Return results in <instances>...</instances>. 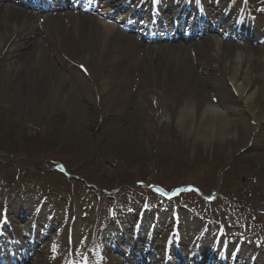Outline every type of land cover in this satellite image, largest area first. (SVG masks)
I'll list each match as a JSON object with an SVG mask.
<instances>
[{"label": "rangeland", "instance_id": "obj_1", "mask_svg": "<svg viewBox=\"0 0 264 264\" xmlns=\"http://www.w3.org/2000/svg\"><path fill=\"white\" fill-rule=\"evenodd\" d=\"M142 1L153 8L154 0ZM178 1L155 4L164 7ZM198 1L202 8H219L225 19L242 8L252 18L253 32L264 41V0L191 3ZM64 3L55 8L54 3L40 5L43 16L61 14L66 28L57 29L54 15L47 25L52 48H42L40 62L31 63L45 66L46 58H60L67 67L60 73L61 86L49 80L33 84L42 80L36 70L32 82L26 71L16 78L18 84L6 73L0 75V223L6 213L4 226L11 225L5 228L9 235L1 237L0 264H135L137 254L142 256L140 264H162L160 251L175 238L167 228L175 210L181 221L178 237L189 256L223 252L228 264L236 254L238 264H264V164L253 157L264 146V122L252 115L264 102V82L257 81L264 79V72L248 76L252 86L247 94L257 92L248 110L246 96L235 90L243 76L233 81L227 68L240 53L217 55L209 44L214 36L237 45H253V39L228 37L231 19L213 13L210 24L223 20L221 27L175 38L171 26L155 31L126 28L127 22L134 24L126 3L132 8L136 0ZM93 6L96 12L90 10ZM121 6L125 9L118 11ZM105 9L113 16L104 21L135 38L141 49L130 48L121 38L104 48L85 22L86 42L98 45L92 49L82 44L85 48L79 51L80 45L70 39L76 30L66 14L91 18ZM148 48L158 55L147 58ZM169 53L180 57L171 60L181 69L172 77L165 70ZM185 57L186 63L184 59L178 65ZM247 57L250 60L251 54ZM154 65L159 66L158 75ZM189 67L198 80H192ZM111 70L113 77L107 75ZM51 77L47 72L46 78ZM205 110L235 112L228 120L230 133L211 136L212 123L201 127ZM184 111L187 120L182 119ZM57 163L69 174H60ZM152 185L167 192L193 185L217 198L206 203L188 194L165 203L151 194ZM149 245L154 253L147 261ZM5 247L10 248L7 253Z\"/></svg>", "mask_w": 264, "mask_h": 264}, {"label": "bare ground", "instance_id": "obj_2", "mask_svg": "<svg viewBox=\"0 0 264 264\" xmlns=\"http://www.w3.org/2000/svg\"><path fill=\"white\" fill-rule=\"evenodd\" d=\"M5 0H0V75L2 73H6L12 80L13 84H18V81L16 78H18L19 75H23L24 72L28 71V82H32V78L30 75L34 70L37 71V73L40 74V77H42L41 81H34L33 84H47L48 80L53 83L61 84L62 78H60V73L65 71L66 64L60 59L56 57H51L52 61L50 59L43 60L44 65H36V67H33L31 63H36V61L41 60L42 58V48L45 46L50 49L52 48L53 43L50 41L51 36L48 33V22L54 21V17L56 16L57 19H59V16H62L61 14H45L44 16L41 15L42 8L37 7L34 5L33 1L27 4L21 3L20 0H9L7 2H4ZM42 1H56V0H42ZM100 1V0H96ZM260 1V0H259ZM258 1V2H259ZM262 1V0H261ZM54 7L60 6L59 2H53ZM68 3L65 2L63 5H67ZM127 8L131 12V15H133V21L137 20V22L131 23L127 22L128 25H125L126 28L135 29L138 28V25H141L139 28H153L155 23H158L159 21H162V16L167 14L168 18H172V14L179 13V18L174 19V26L186 28V27H198V25L204 24L205 20L201 19L200 14L193 13L192 10H190L187 7H171L168 9V11H165V9H161L157 14L158 16H152L150 19V15L146 14L142 8H137L136 6L132 7L130 6V3H126ZM125 9V7L117 8L118 11L121 9ZM90 10H95V6L91 7ZM208 12L214 13L217 11L214 7H208ZM52 11V10H49ZM48 11V12H49ZM54 11V10H53ZM96 12V11H94ZM55 15V16H54ZM65 15V14H64ZM66 16L69 18L70 24L72 27L76 30V36L75 37H69L67 36L65 39L70 38L73 39L74 42L79 46V51H82L87 45H92V49L97 48V42L91 41L90 43L86 42L85 34H84V23L87 22L91 25L92 28V34L93 36L98 35L97 37L101 39V42L104 44V48L106 47L107 43H112L114 39L121 38L124 39L132 49H141L140 44L137 42L135 38H131L128 36H125L122 33H119L117 28L114 27L111 23H106L104 19L110 20L113 16L111 12H109V9H105L102 12H97L95 17L86 18L81 15L73 16L71 14H66ZM215 19L217 17H214ZM223 19V18H222ZM231 17H227L226 21H229ZM141 20V21H140ZM149 20V21H148ZM154 24H148V22H154ZM58 22V21H57ZM62 22V21H61ZM60 19L57 23V29H65L66 25L64 23H61ZM147 22V23H146ZM51 24H55V22H52ZM50 24V25H51ZM148 24L147 26H145ZM218 26L221 27L224 24L223 20H219ZM136 30V29H135ZM208 30H211V27L208 28ZM207 31V30H205ZM253 29L250 28V25L248 23L247 17H240L239 19H236L235 25L233 24L227 28V33H229L231 36L227 34L228 37L237 38V39H247L251 38L253 41V45H245V44H228L224 42L220 37L214 36L213 38H210L209 44L212 47V50L215 54L219 55L222 52L226 53H233V51L238 50L239 54V60L231 61L227 68L231 70L232 75L231 78L233 81H236L237 79H240L242 76V82L239 86L235 87L236 93L238 96L245 95L246 99L244 100V106L249 110L253 107V101L255 99L256 93L247 94L249 88H251V84L248 83V76L250 73H261L264 72V41H261L257 35L253 32ZM205 33V32H203ZM202 33V34H203ZM195 36V35H194ZM97 38V39H98ZM180 38V35L178 36ZM208 39V38H207ZM239 40V41H240ZM43 46V47H41ZM109 46V45H108ZM179 48H184L183 45L177 44L176 45ZM36 51V52H34ZM146 57H154L157 56L158 53L152 54L149 53L151 50L148 48L145 50ZM35 53V54H32ZM149 53V54H148ZM251 54V59L249 60L247 55ZM170 54V53H169ZM177 54H170L168 55V63L173 59H180L179 56H175ZM30 56V60L25 61V57ZM187 57V55H186ZM179 60L178 65H183L182 63L185 59ZM152 59V58H151ZM210 60H213L210 58ZM258 64H256V63ZM172 61L170 62L169 66L165 67L166 72L168 75L175 76L178 72L181 71L179 67L175 68L172 66ZM248 63V70L244 71L243 68L245 64ZM113 64H118L117 61H113ZM155 64V63H154ZM159 65V64H158ZM136 66V65H135ZM143 69L145 70L146 65H141ZM232 66V68H230ZM138 67V66H137ZM202 68V67H201ZM30 69V70H29ZM139 69V68H137ZM204 69V68H202ZM155 73L159 74V66L154 65ZM190 72V76L192 80H198L199 75H197L194 72V69L190 68L188 69ZM147 71V69L145 70ZM51 73V78H46V73ZM109 77H113L114 73L111 70L107 74ZM200 78V77H199ZM264 82V79L258 78L257 81ZM256 81V80H255ZM52 85V84H51ZM61 86V85H59ZM101 95V94H100ZM260 108L253 112L254 120L257 122H264V102L262 104H259ZM196 115V112H195ZM201 120L200 125L201 127H204V123H212L209 125L212 130L209 132L211 136H215L217 134H220L222 136L227 135L232 130V124L228 121L230 117L235 116V112H232L230 110H225L222 112H216L213 110H205L201 114ZM115 116H119L118 114ZM188 113L187 111H184L182 113V119L187 120ZM193 119L195 117L193 116ZM217 132V134H216ZM254 159L260 163L264 164V146H261L258 149V153L256 155H253ZM264 166V165H262ZM203 256H205V253H202ZM214 260V259H213ZM195 263H198L197 261ZM210 263L213 264L212 261ZM198 264H204V263H198Z\"/></svg>", "mask_w": 264, "mask_h": 264}]
</instances>
